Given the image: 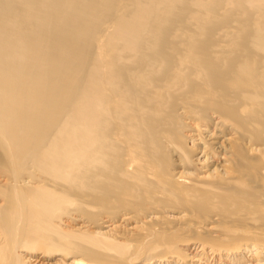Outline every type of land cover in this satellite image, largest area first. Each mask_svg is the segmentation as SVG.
I'll list each match as a JSON object with an SVG mask.
<instances>
[{"label":"bare ground","instance_id":"1","mask_svg":"<svg viewBox=\"0 0 264 264\" xmlns=\"http://www.w3.org/2000/svg\"><path fill=\"white\" fill-rule=\"evenodd\" d=\"M39 255L264 264V0H0V264Z\"/></svg>","mask_w":264,"mask_h":264},{"label":"rangeland","instance_id":"2","mask_svg":"<svg viewBox=\"0 0 264 264\" xmlns=\"http://www.w3.org/2000/svg\"><path fill=\"white\" fill-rule=\"evenodd\" d=\"M190 252H192V251H190ZM192 253H195V251H193ZM192 255H194V254H191V256ZM31 258H32L31 261H34V262H32V264H53V263H55L58 260V258L56 256L55 257H53V256L49 257L48 256V257L45 258V256H43V255H39L37 259H33V257H31ZM201 260L204 261L205 259L202 257ZM202 263H204V262H202ZM211 264H214V263L212 262ZM223 264H225V263H223Z\"/></svg>","mask_w":264,"mask_h":264}]
</instances>
